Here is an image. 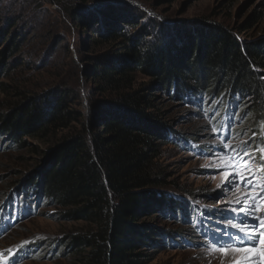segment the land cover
Returning a JSON list of instances; mask_svg holds the SVG:
<instances>
[{"label": "trees", "instance_id": "16d2710c", "mask_svg": "<svg viewBox=\"0 0 264 264\" xmlns=\"http://www.w3.org/2000/svg\"><path fill=\"white\" fill-rule=\"evenodd\" d=\"M61 1L83 9L71 10L69 17L91 34L90 49L97 54L87 58L83 69L94 83L85 96L91 110L77 111L83 108L80 94L68 89L35 96L0 82V92L9 97L0 109V149L32 147L41 163L25 183L14 182L21 186L8 201L18 209V218H26L24 212H34L39 203L54 208V219L80 224L58 244L44 245L58 248L49 254L54 259L149 264L161 247L178 244L179 234L146 219L163 216L180 223L210 214L165 193L171 183L158 163L162 148L188 147L193 141L173 132L157 105L163 100L191 105L202 117L214 112L211 123L217 121L214 130L221 139L243 138L248 132L246 141L252 144L256 132L260 143L264 37L238 35L251 28L252 19L236 30L211 23L170 26L132 5H114L119 0ZM16 22L0 19V79L31 68L16 57L28 39ZM105 47L109 51H100ZM138 75L147 82L138 85ZM241 121L245 131L235 128ZM212 216L219 220L220 214ZM43 250L29 257L40 258Z\"/></svg>", "mask_w": 264, "mask_h": 264}, {"label": "rangeland", "instance_id": "374dc122", "mask_svg": "<svg viewBox=\"0 0 264 264\" xmlns=\"http://www.w3.org/2000/svg\"><path fill=\"white\" fill-rule=\"evenodd\" d=\"M54 1L55 3L51 0H0V19L17 21L16 24L28 35L27 42L16 57L18 62L31 66L10 74L7 79L1 78L0 82L13 87L19 85L18 87L25 88L35 96L56 88L71 90L74 94H80L83 102V108L79 109V105L75 109L86 113L91 110V106L90 102H85V96L94 88V83L85 78L83 69L87 58L97 54L92 53L90 49L88 41L91 34L76 27L69 17V12L78 8L76 4L72 1ZM115 4L132 5L149 14L151 18L167 22L170 26L211 23L236 30L243 29L248 25V20L252 19L255 23L251 28L238 35L245 39L264 37V0H119ZM254 14H260V18ZM1 43L0 50H3ZM109 49L110 47H105L100 51L107 52ZM146 82L147 79L137 76L138 85ZM8 101L9 97L0 92V109L6 107ZM157 109L163 114L164 121L172 127L173 132L184 136L187 141L190 138L193 141L188 147H177L174 144L162 148L158 163L167 177V182L171 183L165 188V193L180 198L182 203L197 208L200 213L207 211L210 214L201 215L200 221L194 217L191 221L183 218L181 224L163 216L153 215L146 219V222L155 228L179 234L178 244L169 243L168 247H161L154 253L149 264H241V261L245 264H264V236L256 248L233 252L227 257L219 252L208 255L203 247L208 235L214 236L217 229L223 225L221 217L217 216V220L212 214H220L218 209L229 207L228 203H218L219 197L224 195L228 200L236 198L227 188H217V185L221 184L218 172L222 171L212 166L219 156L217 149L222 147L225 140L231 141L233 147L239 146L246 141L248 132L243 138L224 140L214 130L217 121L211 123L214 112L210 117L208 114L202 117L195 113L196 110L191 105L164 100L157 105ZM241 123L242 121L238 122L235 128L243 130L244 125ZM195 135L197 138H193ZM2 144L4 145V142ZM30 149H0V216L3 215L0 217L1 224L7 221L5 219L10 213L7 208H11L13 204L7 197L13 195L22 185L21 182L25 183L41 165L38 161L40 156ZM15 181L21 184L17 188L14 186ZM30 213L33 215L30 216ZM54 213V208L41 207L38 203L34 212H24L29 214L26 218L11 222L7 230L0 233V253H3V257L7 260L12 255L17 257L8 260L11 264H72L69 258L54 259L53 255L49 256L58 248L44 245L58 244L64 235L77 231L80 224L61 222L54 219ZM225 215L231 216L232 213ZM211 222L216 224L211 225ZM18 249L28 251L24 250L21 256L15 254ZM41 249L44 250L40 253L42 258H39L35 255ZM31 252H35L32 258L29 257ZM6 254L8 255L5 256Z\"/></svg>", "mask_w": 264, "mask_h": 264}, {"label": "snow or ice", "instance_id": "6c2138e0", "mask_svg": "<svg viewBox=\"0 0 264 264\" xmlns=\"http://www.w3.org/2000/svg\"><path fill=\"white\" fill-rule=\"evenodd\" d=\"M256 136L253 132L252 144L243 141L233 147L231 141L225 140L217 149L219 156L212 165L222 169L218 172L221 184L217 188H227L236 198L228 200L221 195L217 200L228 203L229 207L217 210L223 225L203 245L208 255L219 252L227 257L233 252L250 251L264 236V139L256 143ZM228 212L232 215H225ZM0 264H9L3 253Z\"/></svg>", "mask_w": 264, "mask_h": 264}, {"label": "bare ground", "instance_id": "6f19581e", "mask_svg": "<svg viewBox=\"0 0 264 264\" xmlns=\"http://www.w3.org/2000/svg\"><path fill=\"white\" fill-rule=\"evenodd\" d=\"M9 225H10V223H7V222H6L5 225L4 224H1V229H3L2 230V233H4L7 230V227H9Z\"/></svg>", "mask_w": 264, "mask_h": 264}]
</instances>
